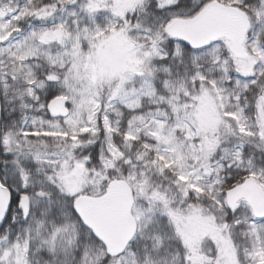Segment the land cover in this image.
Returning a JSON list of instances; mask_svg holds the SVG:
<instances>
[{"label":"snow or ice","instance_id":"snow-or-ice-1","mask_svg":"<svg viewBox=\"0 0 264 264\" xmlns=\"http://www.w3.org/2000/svg\"><path fill=\"white\" fill-rule=\"evenodd\" d=\"M0 264H264V0H0Z\"/></svg>","mask_w":264,"mask_h":264}]
</instances>
